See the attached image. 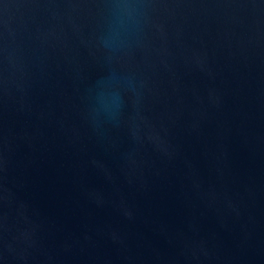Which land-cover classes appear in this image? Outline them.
Returning a JSON list of instances; mask_svg holds the SVG:
<instances>
[{"label":"water","instance_id":"95a60500","mask_svg":"<svg viewBox=\"0 0 264 264\" xmlns=\"http://www.w3.org/2000/svg\"><path fill=\"white\" fill-rule=\"evenodd\" d=\"M0 264H264V0H0Z\"/></svg>","mask_w":264,"mask_h":264}]
</instances>
